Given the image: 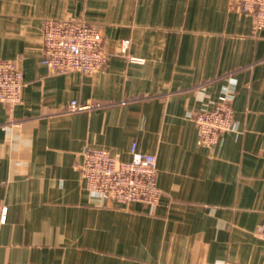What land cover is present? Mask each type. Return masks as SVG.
Here are the masks:
<instances>
[{"label":"crops","instance_id":"obj_1","mask_svg":"<svg viewBox=\"0 0 264 264\" xmlns=\"http://www.w3.org/2000/svg\"><path fill=\"white\" fill-rule=\"evenodd\" d=\"M239 1L0 0V59L24 77L0 103V264H264V30ZM65 18L100 28V71L40 63L42 21ZM228 86L235 130L199 145L192 117ZM132 143L156 159L155 208L85 191L82 150Z\"/></svg>","mask_w":264,"mask_h":264},{"label":"built area","instance_id":"obj_2","mask_svg":"<svg viewBox=\"0 0 264 264\" xmlns=\"http://www.w3.org/2000/svg\"><path fill=\"white\" fill-rule=\"evenodd\" d=\"M238 9L253 17L255 30H264V0H240ZM41 38L40 63L52 74L91 75L107 62L100 28L82 18L46 19L41 24ZM127 47V40L120 43L122 53ZM23 85V73L17 63L0 59V103L19 104ZM234 93V87H226L211 109L193 115L199 145H216L223 134L235 130L231 106ZM86 107L73 100L68 111L72 113ZM129 155V160H120L107 150L85 147L79 165L85 191L95 199L155 208L160 197L156 159L151 154L139 153L134 143L130 145ZM5 215L6 208L0 207V222L5 221ZM253 235L264 241V218Z\"/></svg>","mask_w":264,"mask_h":264}]
</instances>
